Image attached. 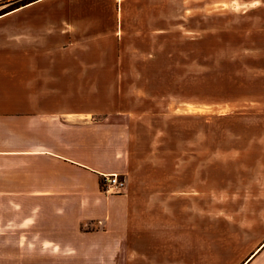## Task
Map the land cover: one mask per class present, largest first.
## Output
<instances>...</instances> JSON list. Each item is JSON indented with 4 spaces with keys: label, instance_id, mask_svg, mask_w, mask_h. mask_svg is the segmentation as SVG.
<instances>
[{
    "label": "rangeland",
    "instance_id": "1",
    "mask_svg": "<svg viewBox=\"0 0 264 264\" xmlns=\"http://www.w3.org/2000/svg\"><path fill=\"white\" fill-rule=\"evenodd\" d=\"M119 1L121 40L99 38L100 58L137 68L119 92L103 71L99 104L147 112L121 176L137 220L156 225L138 232L171 238L160 227L179 221L180 264H244L264 244V0ZM171 175L190 190L172 198ZM49 226L39 224L35 261L15 262L20 247H5L0 264H119L45 242Z\"/></svg>",
    "mask_w": 264,
    "mask_h": 264
},
{
    "label": "crops",
    "instance_id": "2",
    "mask_svg": "<svg viewBox=\"0 0 264 264\" xmlns=\"http://www.w3.org/2000/svg\"><path fill=\"white\" fill-rule=\"evenodd\" d=\"M122 21L119 0H39L0 12L1 263L5 247H20L15 262L35 261L40 223L50 225L45 242L94 249L95 261L183 262L179 221L160 227L171 238L139 233L156 225L137 220L134 195L101 184L110 175H130L133 134L147 116L119 109L118 102L109 112L99 104L103 71H111L109 85L119 92L124 71L137 68L100 58L97 41L121 40ZM169 179L172 198L192 186ZM91 225L102 229H85ZM244 264H264V244Z\"/></svg>",
    "mask_w": 264,
    "mask_h": 264
},
{
    "label": "built area",
    "instance_id": "3",
    "mask_svg": "<svg viewBox=\"0 0 264 264\" xmlns=\"http://www.w3.org/2000/svg\"><path fill=\"white\" fill-rule=\"evenodd\" d=\"M125 184V180L123 181L121 176L114 174L105 178L103 187L106 191L110 190L111 188H115L119 192H122L125 188Z\"/></svg>",
    "mask_w": 264,
    "mask_h": 264
},
{
    "label": "trees",
    "instance_id": "4",
    "mask_svg": "<svg viewBox=\"0 0 264 264\" xmlns=\"http://www.w3.org/2000/svg\"><path fill=\"white\" fill-rule=\"evenodd\" d=\"M7 1H10V0H3L2 2H0V6H6L4 4ZM37 1H39V0H12V2H14L13 5L10 6V7H8V8L7 7L4 8L1 11V15L7 14V13H10V12H13L15 10H18V9L22 8V7H25V6H28L30 4H33V3L37 2ZM103 183H104V181H102V183H101L102 186H103Z\"/></svg>",
    "mask_w": 264,
    "mask_h": 264
}]
</instances>
